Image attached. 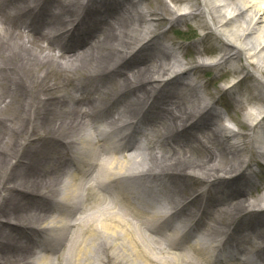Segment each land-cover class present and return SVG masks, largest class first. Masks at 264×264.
<instances>
[{"label":"bare ground","instance_id":"6f19581e","mask_svg":"<svg viewBox=\"0 0 264 264\" xmlns=\"http://www.w3.org/2000/svg\"><path fill=\"white\" fill-rule=\"evenodd\" d=\"M255 3L0 0V264H264Z\"/></svg>","mask_w":264,"mask_h":264},{"label":"rangeland","instance_id":"374dc122","mask_svg":"<svg viewBox=\"0 0 264 264\" xmlns=\"http://www.w3.org/2000/svg\"><path fill=\"white\" fill-rule=\"evenodd\" d=\"M256 1V5H257V7H258V9H260V8H263V10L261 11L262 13L264 12V0H255ZM261 10V9H260ZM261 13V14H262ZM165 29H169V25H165ZM192 30L188 27V28H186V27H182L181 28V30L178 32V34L177 35H180V34H189L190 32H191ZM172 35H173V31H172V33H171ZM194 39L195 38H193V37H191L190 39H188V40H186L185 41V43H190L191 41H194ZM215 74H210L208 77H207V80H209L213 85H212V87H211V91L212 92H215L216 90H215V87H217V86H220V85H223L224 83H225V77L224 78H219L218 80H214V76ZM256 79V78H255ZM254 79V81L253 82H257L256 80ZM259 82V81H258ZM257 82V83H258ZM215 90V91H214ZM227 101V100H226ZM217 106V109L220 111V112H222V113H227L228 111H229V109H228V103H226L224 100L222 101H220V103L219 104H217L216 105ZM227 124H229L228 122H227ZM244 129H245V127H244ZM13 150H15V148L12 146V150H10V152H14ZM258 172H260V171H262L263 173H261L260 172V176H261V179H264V167H261V168H259V170H257ZM259 193H264L263 192V189H260L259 191H258ZM256 195H257V193H256ZM240 213L241 212H238L237 213V216L230 222V223H232V224H230L232 227H233V225H235V224H237V222L240 220V217H241V215H240ZM59 251H60V249H59Z\"/></svg>","mask_w":264,"mask_h":264}]
</instances>
